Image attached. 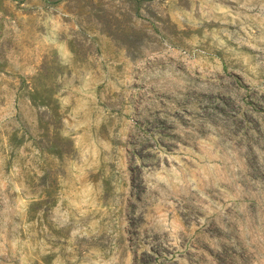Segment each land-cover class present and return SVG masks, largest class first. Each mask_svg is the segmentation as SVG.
<instances>
[{"label":"rangeland","instance_id":"374dc122","mask_svg":"<svg viewBox=\"0 0 264 264\" xmlns=\"http://www.w3.org/2000/svg\"><path fill=\"white\" fill-rule=\"evenodd\" d=\"M0 264H264V0H0Z\"/></svg>","mask_w":264,"mask_h":264}]
</instances>
